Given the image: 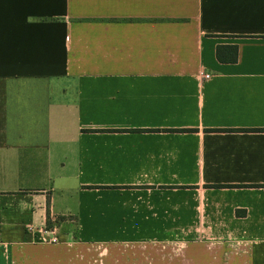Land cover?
Wrapping results in <instances>:
<instances>
[{
  "label": "crops",
  "instance_id": "obj_1",
  "mask_svg": "<svg viewBox=\"0 0 264 264\" xmlns=\"http://www.w3.org/2000/svg\"><path fill=\"white\" fill-rule=\"evenodd\" d=\"M0 264H264V0H0Z\"/></svg>",
  "mask_w": 264,
  "mask_h": 264
},
{
  "label": "built area",
  "instance_id": "obj_2",
  "mask_svg": "<svg viewBox=\"0 0 264 264\" xmlns=\"http://www.w3.org/2000/svg\"><path fill=\"white\" fill-rule=\"evenodd\" d=\"M200 75L204 80L211 77L210 74H207L204 71H200ZM28 233L30 235V242L34 244L56 245L59 243L57 233L54 229L33 230L29 228Z\"/></svg>",
  "mask_w": 264,
  "mask_h": 264
},
{
  "label": "trees",
  "instance_id": "obj_3",
  "mask_svg": "<svg viewBox=\"0 0 264 264\" xmlns=\"http://www.w3.org/2000/svg\"><path fill=\"white\" fill-rule=\"evenodd\" d=\"M234 57L233 58H231V59H229L230 61H235V53H234V55H233ZM216 57H217V60L218 61H225L222 57H221V55H220V48H217V51H216Z\"/></svg>",
  "mask_w": 264,
  "mask_h": 264
}]
</instances>
